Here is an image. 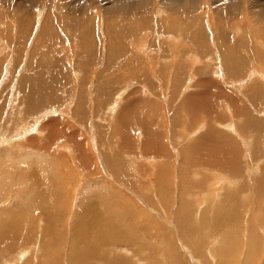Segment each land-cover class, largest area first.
Returning a JSON list of instances; mask_svg holds the SVG:
<instances>
[{
  "label": "rangeland",
  "instance_id": "obj_1",
  "mask_svg": "<svg viewBox=\"0 0 264 264\" xmlns=\"http://www.w3.org/2000/svg\"><path fill=\"white\" fill-rule=\"evenodd\" d=\"M184 4L0 0V264H264V0Z\"/></svg>",
  "mask_w": 264,
  "mask_h": 264
},
{
  "label": "bare ground",
  "instance_id": "obj_2",
  "mask_svg": "<svg viewBox=\"0 0 264 264\" xmlns=\"http://www.w3.org/2000/svg\"><path fill=\"white\" fill-rule=\"evenodd\" d=\"M186 1H189V0H178V2L182 5V6H185V2ZM192 3H197V2H199V0H190ZM89 2V1H88ZM137 2V1H136ZM124 6L125 5H123V4H121L120 2H118V3H116L115 4V7L116 8H118V9H121V8H124ZM137 6V5H136ZM39 7V6H38ZM134 8H136L135 7V5H133V7H132V9H134ZM36 15V14H35ZM51 18V17H50ZM190 20V21H189ZM192 20V21H191ZM183 21V20H182ZM184 21H187L188 23L190 22V25L192 24V25H194V23H195V19L192 17L191 19L189 18H187V19H185ZM24 24V23H23ZM104 24V23H103ZM45 27L48 29L49 27H51V20H49V18H47V20L45 21ZM191 25V26H192ZM19 26L20 27H22V24H21V22H19ZM24 26V25H23ZM166 27V26H165ZM193 27V26H192ZM43 28V27H42ZM240 28V27H239ZM238 28V29H239ZM104 29V28H103ZM164 30H166L167 29V27H166V29L165 28H163ZM233 29L235 30L236 29V32H239L238 31V29H237V27H233ZM106 30V29H105ZM108 30V29H107ZM109 31V35H108V39L109 40H113L114 38H116V36H117V34L118 33H116L115 34V36H114V34H113V32H111L110 30H108ZM167 31V30H166ZM168 32H170V31H168ZM180 34L181 33H178L177 32V36H176V39L177 40H179V38L181 39V37H180ZM189 34V33H188ZM202 34L203 33H201V36H202ZM105 35V34H104ZM190 37H189V39H191V37H192V40L194 41V43H196V41L198 42V37H196V36H198V35H196V36H194V33H190V35H189ZM43 37V36H42ZM186 37H188V36H186ZM185 36H183V38H186ZM203 37V36H202ZM202 37H201V40H203L202 39ZM201 40H199V41H201ZM205 40V39H204ZM256 41H258V43H260L261 45H264L263 44V41L261 42L259 39H255ZM110 41V42H111ZM109 42V43H110ZM203 43V42H202ZM255 43V42H254ZM256 44V43H255ZM249 45V44H248ZM250 46V45H249ZM256 46H258V48H256V50L257 49H259V50H257L255 53H256V55H257V57H259L261 60H263V56H262V53H261V51H260V47H259V45H256ZM246 50H248L247 52L250 54L251 52H249L250 50H251V48H249L248 47V49H246ZM220 51V50H219ZM227 52L229 51V50H226ZM236 51V50H235ZM225 53V52H224ZM247 54V53H246ZM252 54V53H251ZM227 58H228V55H225ZM224 56V57H225ZM225 57V58H226ZM256 58V57H255ZM230 59V58H229ZM264 61V60H263ZM264 63V62H263ZM248 69V68H247ZM249 70V69H248ZM253 74H258L257 76H261L262 74H264V73H260L259 71H257L256 69L254 70V71H251ZM252 76V75H251ZM262 77V76H261ZM244 78V77H243ZM242 79V78H241ZM255 80V79H254ZM264 80V79H263ZM244 82L245 81H243V82H241V81H239V83H243L244 84ZM238 83V82H237ZM238 83V84H239ZM240 85V84H239ZM256 85V84H255ZM243 86V85H242ZM42 87V86H41ZM241 87V86H240ZM254 87V86H253ZM32 89V88H31ZM47 90H49V89H47ZM36 91V90H35ZM42 91H45V90H42ZM30 92H32V91H30ZM38 92H39V90H38ZM48 92V91H47ZM49 92H50V90H49ZM51 93V92H50ZM50 93H49V95H50ZM27 95H30V93L29 94H27ZM32 95H36V94H32ZM40 95H42V93L40 94ZM223 95V94H222ZM36 96H38V95H36ZM226 96V95H225ZM30 97V96H29ZM227 97V96H226ZM45 98H48V97H45ZM114 99H116V98H114ZM230 103V102H229ZM41 105V104H40ZM38 106V105H37ZM47 106V105H46ZM36 108V107H35ZM232 108V107H231ZM214 111V110H213ZM230 111V110H229ZM215 112V111H214ZM232 112H236L237 113V111H236V109L233 111L232 110ZM231 112V113H232ZM32 114V113H31ZM229 114H230V112H229ZM236 115V114H235ZM225 119V118H223V116H221V121H223V120ZM219 122H221L220 121V119L218 120ZM218 122V124L219 125H223L224 123H219ZM228 123V122H227ZM231 124V123H230ZM225 125H227V124H224V127H225ZM228 126V128H230L229 126L230 125H227ZM214 130V129H213ZM216 133L219 131V130H214ZM221 131V130H220ZM218 132V134H220L221 136H223V132L221 133V132ZM226 131H228V130H226ZM225 133V132H224ZM229 133H230V131H229ZM237 134V133H236ZM228 135V134H227ZM230 135V134H229ZM241 137V136H240ZM223 138H224V136H223ZM221 140H223V139H221ZM220 140V141H221ZM225 140V139H224ZM230 140V139H229ZM242 141H243V139H241ZM240 140V141H241ZM216 141H219V140H216ZM214 143H215V141H213ZM216 144L217 143H215V146H216ZM228 144H230V143H228ZM213 146H214V144H213ZM218 146V145H217ZM249 146V145H248ZM195 147H197V146H195ZM189 148V147H188ZM191 149V148H190ZM190 149H188V150H190ZM192 149H193V146H192ZM195 149V148H194ZM221 148H219V149H213V150H215V151H219ZM79 150V149H78ZM207 150V149H206ZM205 150V151H206ZM233 152V151H232ZM211 153V152H210ZM83 154V153H82ZM233 155H235V154H233ZM186 157V156H185ZM206 157V156H205ZM227 157V156H226ZM236 157V156H235ZM219 159V158H218ZM237 159V158H236ZM81 160V159H80ZM191 161V160H190ZM197 161V160H196ZM208 161V160H207ZM211 161V160H210ZM239 161V160H238ZM185 162H187V161H185ZM194 162V161H193ZM79 163V162H78ZM220 163V161L218 162V164ZM186 165V164H185ZM189 166H191V164L189 165ZM195 166V165H194ZM234 168H235V166H234ZM233 168V169H234ZM232 169V170H233ZM220 174V173H219ZM237 174V173H236ZM221 175V174H220ZM210 176V175H209ZM223 176L224 175H222V178H223ZM211 178V177H210ZM221 178V176L219 177V179ZM221 180V179H220ZM223 180L224 181H226L227 180V183H229L228 182V179H224L223 178ZM212 182V181H211ZM213 183V182H212ZM226 183V182H225ZM224 183V184H225ZM224 184H222V185H224ZM257 184V183H256ZM216 185V184H215ZM218 186H219V184H217ZM228 185V184H227ZM221 187V186H220ZM231 187V186H230ZM233 187V186H232ZM186 188V187H185ZM213 188H215V187H213ZM224 188H226V186L224 187ZM205 188H203V193H206L207 191L206 190H204ZM221 189V188H220ZM222 189H223V187H222ZM221 189V190H222ZM212 191H213V189H211ZM215 190H216V188H215ZM227 190H228V188H227ZM182 191V190H181ZM197 191H199V190H197ZM209 191H210V189H209ZM231 191V190H230ZM211 192V191H210ZM219 192V191H218ZM228 192V191H227ZM161 193V192H160ZM212 193H215V192H212ZM219 193H221V192H219ZM209 194V192H207V195ZM160 195V194H159ZM221 195V194H220ZM228 195V194H227ZM231 195V194H230ZM208 196H210V195H208ZM214 196V195H213ZM216 196H217V194H216ZM188 197V196H187ZM217 197H219V196H217ZM226 197V199L227 200H230V197H229V195L228 196H224V198ZM229 198V199H228ZM213 199H215V198H213ZM212 199V200H213ZM218 199V198H217ZM232 199H234V198H232ZM227 200H225V202L227 203ZM235 200V199H234ZM1 201V200H0ZM205 202V201H204ZM229 202V201H228ZM231 202V201H230ZM2 203V202H1ZM188 203V202H187ZM232 203V202H231ZM2 204H4V203H2ZM200 204V203H199ZM147 205V204H146ZM223 205H225V203L223 204ZM230 205L231 204H228L227 203V208L229 209V207H230ZM232 205H233V203H232ZM1 206V205H0ZM101 206H102V204H101ZM237 206V205H236ZM257 206V205H256ZM183 207V206H182ZM235 207V206H234ZM234 207H232V208H234ZM2 208H4V207H2ZM2 208H0L1 209V212H3L2 211ZM197 208H199V207H197ZM7 209H10V207H8V208H6V210ZM11 209H13V208H11ZM188 208H186V210H187ZM253 209H255V208H253ZM108 210H113L110 206H109V209H107V211ZM191 210V209H190ZM217 211H218V209H216ZM12 211H14V210H12ZM11 211V212H12ZM234 211V210H233ZM0 212V216L2 215V213ZM5 212V211H4ZM10 212V213H11ZM109 212V211H108ZM187 212V211H186ZM197 212V211H196ZM6 213V212H5ZM14 213H16L15 211H14ZM218 213H219V211H218ZM189 214V213H188ZM197 214V213H196ZM221 214H222V212H221ZM227 214V213H226ZM225 213L223 214V216H225L226 215ZM229 214V213H228ZM230 214H231V212H230ZM4 215V214H3ZM5 215H8L9 216V214H5ZM13 215H15V214H13ZM17 215V214H16ZM104 214H101V216H103ZM109 215H111V214H109L108 213V217H109ZM22 216V215H21ZM101 216L99 215V214H96L95 212H90V214L89 215H87V216H82V221H81V223L78 225V226H73V228L71 229L72 231H71V238H70V245L69 246H72L73 248L72 249H74L75 251L77 250V251H82L83 253H88V256L89 257H91L92 255H93V253H95L97 250L98 251H101V250H99L100 249V246L102 245V244H104V243H110L111 245H114V246H119L118 244H119V241H118V239L116 240V239H114L113 238V240L111 239V240H109V238H108V236H106V235H104V232H106L107 230H108V228L112 225V223H111V221H110V223H109V220H104L103 219V217L101 218ZM112 216V215H111ZM110 216V217H111ZM206 216V215H205ZM205 216H203V217H205ZM221 215H219V217H220ZM231 216V215H230ZM234 215L232 214V218H234L233 217ZM10 217V216H9ZM17 217H20V216H17ZM206 217H208V216H206ZM1 218H3V216H1ZM0 218V219H1ZM6 218V217H5ZM5 218H3V219H5ZM21 218V217H20ZM19 218V219H20ZM105 218V217H104ZM210 218L211 217H208V220L210 221V223L212 222L211 220L213 219H211L210 220ZM11 219V218H10ZM29 219V218H28ZM109 219V218H108ZM199 219V218H198ZM203 219H205V218H203ZM9 220V219H8ZM111 220H113V218L111 219ZM199 220H201V219H199ZM206 220V219H205ZM220 220V219H219ZM223 220V219H222ZM256 220V219H255ZM10 221V220H9ZM3 222H4V220H3ZM3 222H1V228L3 227V225L4 224H2ZM8 222V221H7ZM11 222H12V220H11ZM18 222V221H17ZM201 222V221H200ZM220 222V221H219ZM198 223V222H197ZM221 223V222H220ZM255 223V222H254ZM6 224V223H5ZM149 224H150V222H149ZM7 225H8V223H7ZM6 225V226H7ZM19 225V224H18ZM33 225V224H32ZM31 225V226H32ZM35 226V225H34ZM149 226V225H148ZM151 226V225H150ZM250 226H252V225H250ZM21 228H25V227H23V226H20ZM19 227V228H20ZM0 228V229H1ZM4 228V227H3ZM5 228H7V227H5ZM20 228V229H21ZM12 229V228H11ZM14 229V228H13ZM12 229V230H13ZM259 229V228H258ZM9 230H10V228H9ZM31 230V229H30ZM29 229H27V232L28 231H30ZM7 232H9L8 230H6ZM18 231V230H17ZM17 231L14 233L13 231V233L15 234V236H12L11 234H9V233H7V232H5L4 230L3 231H1L0 232V242H5L6 243V240L8 241V242H12V243H14V240L15 239H17ZM11 232V233H12ZM49 232V231H48ZM12 233V234H13ZM19 233H21V230L19 231ZM42 233H43V231H42ZM44 234V233H43ZM248 234H250V233H248ZM257 234V233H256ZM255 234V235H256ZM259 234V233H258ZM257 234V235H258ZM262 234H264V233H262ZM22 235V234H21ZM29 235V234H28ZM45 235V234H44ZM73 235V236H72ZM260 235V234H259ZM3 236H5V237H7V238H4ZM19 236V235H18ZM33 236V235H32ZM32 236L30 237V240H31V238H32ZM190 236V235H189ZM250 237L251 236H253V235H249ZM3 237V238H2ZM129 237V236H128ZM136 237V236H135ZM261 237V236H260ZM27 238H28V236H27ZM36 238V237H35ZM133 238V237H132ZM243 238V237H242ZM127 239H130V237L129 238H127ZM136 239V238H135ZM256 239V238H255ZM28 240H29V238H28ZM67 240V239H66ZM251 240H253V239H251ZM198 241V240H197ZM15 242H16V240H15ZM194 242V241H193ZM196 242V241H195ZM27 243V242H26ZM121 243V242H120ZM197 243V242H196ZM196 243H195V245H196ZM199 243V242H198ZM198 243H197V245H198ZM30 244H32V243H30ZM251 244V243H250ZM262 244V243H261ZM260 244V245H261ZM7 245V244H6ZM38 245V244H37ZM46 245H47V243H46ZM49 245V244H48ZM195 245H193V246H195ZM11 246H13L14 247V245H11ZM242 246V245H241ZM246 246V245H245ZM263 246H264V244H263ZM1 247V246H0ZM18 247V246H17ZM28 247V246H27ZM247 247V246H246ZM3 248V247H2ZM97 248H99V249H97ZM198 248V247H197ZM228 248V247H227ZM71 249V250H72ZM102 249V248H101ZM192 249H193V247H192ZM208 249H210V248H208ZM251 249V248H250ZM254 250L256 249V248H253ZM31 250V249H30ZM70 250V251H71ZM102 250H104V249H102ZM187 250H188V248H187ZM194 250H196L197 251V249H195L194 248ZM246 250H248V249H246ZM257 250V249H256ZM0 251H2L1 249H0ZM200 252H201V250H199ZM210 251H211V249H210ZM221 251V250H220ZM180 252V251H179ZM178 252V253H179ZM216 252H219V251H216ZM248 252V251H247ZM250 252V251H249ZM97 253V252H96ZM193 253V252H192ZM221 253H223L222 251H221ZM227 253V252H226ZM191 254V253H190ZM204 254V253H203ZM244 254V253H243ZM249 254V253H248ZM247 254V255H248ZM69 255V254H68ZM67 255V256H68ZM105 255V254H104ZM188 255V254H187ZM192 255H194V254H192ZM196 255H197V252H196ZM214 255V254H213ZM212 255V256H213ZM216 255H218V254H216ZM227 255H229V254H227ZM66 256V257H67ZM201 256H203V257H205V255H202L201 254ZM55 257V256H54ZM74 257H76V255H74L73 257H70V255H69V257H68V259H69V263H72V264H78L77 262H75V259H73V260H71V258H74ZM79 257H81V256H79ZM105 257V256H104ZM169 257V256H168ZM194 257V256H193ZM211 257V256H210ZM84 258H87V257H84ZM201 258V257H200ZM206 258V257H205ZM213 259H214V257H212ZM47 259V258H46ZM171 259H172V257H171ZM207 259V258H206ZM239 259V258H238ZM48 260V259H47ZM65 260H67V259H65ZM139 260V259H138ZM174 260V259H173ZM175 260H179V259H175ZM215 260V259H214ZM49 261H51V260H49ZM141 261V260H140ZM207 261V260H206ZM209 261V260H208ZM250 262H251V260H249ZM79 262V261H78ZM179 261H177V263H178ZM217 262V261H216ZM230 262V261H229ZM250 262H248V263H250ZM101 263H103V261H101ZM107 263H108V261H107ZM110 263V262H109ZM114 263V262H113ZM113 263H111V264H113ZM119 263V262H118ZM206 263H208V262H206ZM210 263V262H209ZM219 263V262H218ZM60 264V263H59ZM96 264V263H95ZM104 264H105V262H104ZM115 264V263H114ZM261 264H263V262L261 263Z\"/></svg>",
  "mask_w": 264,
  "mask_h": 264
}]
</instances>
